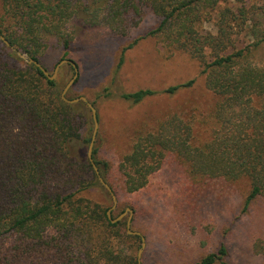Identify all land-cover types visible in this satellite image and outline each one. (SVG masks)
<instances>
[{
  "label": "trees",
  "instance_id": "obj_1",
  "mask_svg": "<svg viewBox=\"0 0 264 264\" xmlns=\"http://www.w3.org/2000/svg\"><path fill=\"white\" fill-rule=\"evenodd\" d=\"M2 5L0 32L39 62L47 35L69 53L73 38L66 25L81 13H90L93 25L124 32L123 26L138 24L150 10L159 24L148 35L200 63L215 101L198 118L165 114L135 133L117 166L100 158L94 144V161L115 194L143 189L175 153L195 177L247 179L244 211L264 198V0H2ZM138 41L124 47L118 66ZM195 82L191 78L163 92L174 95ZM61 92L57 78H48L0 39V264H138L121 244L140 236L129 234L122 220L112 222L110 207L83 195L96 186L105 189L87 154L93 117L85 101L67 103ZM156 93L143 88L121 96L140 103ZM80 119L86 127L78 125ZM227 255L223 243L198 264H230Z\"/></svg>",
  "mask_w": 264,
  "mask_h": 264
},
{
  "label": "rangeland",
  "instance_id": "obj_2",
  "mask_svg": "<svg viewBox=\"0 0 264 264\" xmlns=\"http://www.w3.org/2000/svg\"><path fill=\"white\" fill-rule=\"evenodd\" d=\"M2 15L0 0V18ZM89 17L90 13H81L67 23V31L73 38L67 55L54 35L44 38L38 55L50 74L63 58L76 63L78 82L66 96L68 99L85 96L95 104L100 115L95 139L99 157L117 166L130 150L138 130L155 126L168 113L198 118L199 110L208 109L215 98L206 88L205 76L200 74L201 66L195 58L183 51H168L160 39L148 35L159 24L152 11L146 10L138 24L123 26L124 32L103 24L93 25ZM205 29L211 30V23H206ZM136 39L139 41L125 50L124 62L118 66L124 47ZM262 54L256 52L259 55L256 57L259 59ZM74 74L75 68L70 63L60 67L56 78L62 92ZM191 78L196 79L192 87L174 95L163 92ZM143 88L157 93L140 103L121 96ZM84 120L80 119L78 125L86 127ZM201 132L209 133L206 128ZM249 190L250 183L245 178L228 181L195 177L175 153H169L143 189L116 193L118 203L112 216L132 208L131 229L141 233L137 235L140 238L123 242L121 248L138 258L144 237L142 264H198L224 243L230 264H264V198L256 199L244 211ZM107 191L96 186L83 195L112 207L114 202ZM121 220L127 228L128 214Z\"/></svg>",
  "mask_w": 264,
  "mask_h": 264
},
{
  "label": "water",
  "instance_id": "obj_3",
  "mask_svg": "<svg viewBox=\"0 0 264 264\" xmlns=\"http://www.w3.org/2000/svg\"><path fill=\"white\" fill-rule=\"evenodd\" d=\"M0 39L7 46H9L10 48H12L15 51H17L19 57H21L22 59H25L28 63H33L36 66H38L44 72V74L46 76H48V78H50L52 80L56 79V77L58 75V72H59V69H60V67L63 64L70 63L71 65H73V67L75 68V74L70 79V81L66 84V86L64 87L63 92H62V98L68 103H77V102H80L81 100L85 101L87 103V105L89 106V108L91 109V111H92V116H93V120H94V131H93L92 140L90 142L89 149H88V157H89V160H90L91 164L93 165V168H94V170H95V172H96V174L98 176L99 181L110 192V194L112 196L114 204H113L112 207L109 208V210L107 211V214H108L109 218L112 220V222L120 221L124 216H126L128 214V220H127V231H128V233L129 234H134V235H141L140 232L134 231V230L131 229L132 217H133V214H134V210L132 208L128 207L119 216H117L115 218L112 217V210L116 207V205L118 203L117 195L113 191L112 187L106 182L104 177L101 175L99 167L97 166V164L95 163L94 158H93V148H94L95 139H96V135H97L98 128H99L98 112H97V109H96L95 105L92 102H90L88 100V98L85 97V96H80V97H77V98H74V99H68L67 96H66V94L68 93L70 88L74 85V83L76 82V80H77V78L79 76L78 67H77L76 63L73 60H71V59H62L57 64L53 74H50L49 71L38 60H36L33 57L29 56L28 53H23L21 51L16 50V48H14L12 46L10 41L1 32H0ZM144 246H145V238L142 237V247L140 248L139 254H138V258H139L138 259V264H142L141 260H140V257H141V254H142Z\"/></svg>",
  "mask_w": 264,
  "mask_h": 264
}]
</instances>
